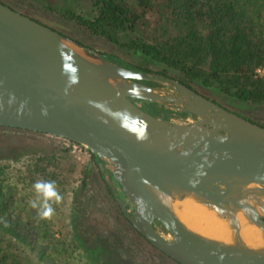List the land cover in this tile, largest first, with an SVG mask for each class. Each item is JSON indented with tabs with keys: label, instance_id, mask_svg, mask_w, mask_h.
Returning a JSON list of instances; mask_svg holds the SVG:
<instances>
[{
	"label": "water",
	"instance_id": "water-1",
	"mask_svg": "<svg viewBox=\"0 0 264 264\" xmlns=\"http://www.w3.org/2000/svg\"><path fill=\"white\" fill-rule=\"evenodd\" d=\"M133 98L191 117L157 116ZM0 126L84 146L123 215L172 260L264 264V125L1 1ZM183 201L211 213L222 236L190 226Z\"/></svg>",
	"mask_w": 264,
	"mask_h": 264
},
{
	"label": "trees",
	"instance_id": "trees-1",
	"mask_svg": "<svg viewBox=\"0 0 264 264\" xmlns=\"http://www.w3.org/2000/svg\"><path fill=\"white\" fill-rule=\"evenodd\" d=\"M39 1L45 8L57 12L88 33L100 35L136 56V62L132 63L113 54L105 55L113 61L174 77L212 100L215 98L208 95L210 93L240 102L264 104V77L255 71L257 67H264V0ZM132 100L151 113L157 109L168 111L151 102ZM162 115L167 116L165 113ZM5 129L44 134L0 126V131ZM90 157L93 159L94 155L90 153ZM24 160L28 178L32 181H53L56 168L75 169L68 146L57 140L51 151H32L24 155ZM79 173L78 188L84 202L93 204L108 217L117 241L132 260L149 264L148 254L139 240L149 242L123 215L107 184L104 182L110 205L115 210V219L97 202L96 193L88 182L89 168L83 165ZM11 199L9 193L3 195L0 189V216ZM116 219L128 224L135 234L134 238L124 233ZM41 236L53 237V234L43 233ZM21 257L20 245L1 229L0 264H22Z\"/></svg>",
	"mask_w": 264,
	"mask_h": 264
},
{
	"label": "rangeland",
	"instance_id": "rangeland-1",
	"mask_svg": "<svg viewBox=\"0 0 264 264\" xmlns=\"http://www.w3.org/2000/svg\"><path fill=\"white\" fill-rule=\"evenodd\" d=\"M31 18L58 30L74 40L106 55L113 54L123 60L136 62V56L100 35L88 33L73 22L66 20L57 12L47 9L39 0H0ZM74 1V0H73ZM84 0H82L83 2ZM72 2V1H71ZM73 3V2H72ZM76 9L78 6L72 4ZM264 26V19L262 20ZM264 77V74L261 75ZM200 91L204 92L203 89ZM209 93V92H208ZM214 101L226 108L264 125V104L240 102L221 94H208ZM166 114L177 119L191 117L176 114L173 111L156 110L155 115ZM49 134H30L18 130L0 131V189L3 195H11V203L0 216V230L10 234V238L21 247L22 264H140L132 260L128 251L117 241L113 226L108 217L97 210L93 204H86L81 198L78 184L79 168H89L88 182L96 193L97 202L105 208L111 217V207L104 178L97 163L90 157L89 151L82 145ZM68 146L75 169L67 171L56 168L55 185L62 199L53 203L54 213L49 219L39 216L41 209L33 208L32 202H41L33 185L38 182L28 178L24 155L32 151H51L55 142ZM106 183V182H105ZM109 190V189H108ZM110 192V191H109ZM111 194V193H110ZM115 219V217H113ZM124 233L134 238V232L128 224L116 219ZM43 233H52L49 237ZM139 240V239H137ZM141 247L149 257V264H178L145 241Z\"/></svg>",
	"mask_w": 264,
	"mask_h": 264
},
{
	"label": "bare ground",
	"instance_id": "bare-ground-1",
	"mask_svg": "<svg viewBox=\"0 0 264 264\" xmlns=\"http://www.w3.org/2000/svg\"><path fill=\"white\" fill-rule=\"evenodd\" d=\"M180 215L190 226L201 232L222 236V229L219 221L204 208L188 201H183ZM242 234L247 239L254 236L249 228H244Z\"/></svg>",
	"mask_w": 264,
	"mask_h": 264
},
{
	"label": "clouds",
	"instance_id": "clouds-1",
	"mask_svg": "<svg viewBox=\"0 0 264 264\" xmlns=\"http://www.w3.org/2000/svg\"><path fill=\"white\" fill-rule=\"evenodd\" d=\"M36 193L41 197V202L33 201L31 206L33 208L39 207L41 211L39 216L42 219H49L54 213L53 203H59L62 199L61 195L56 190L55 181H38L33 185Z\"/></svg>",
	"mask_w": 264,
	"mask_h": 264
},
{
	"label": "built area",
	"instance_id": "built-area-1",
	"mask_svg": "<svg viewBox=\"0 0 264 264\" xmlns=\"http://www.w3.org/2000/svg\"><path fill=\"white\" fill-rule=\"evenodd\" d=\"M255 71H256V73L258 74V75H263L264 74V67H257L256 69H255ZM75 143V142H74ZM78 144V143H77Z\"/></svg>",
	"mask_w": 264,
	"mask_h": 264
}]
</instances>
